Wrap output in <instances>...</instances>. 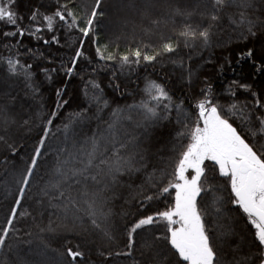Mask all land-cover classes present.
<instances>
[{
  "label": "snow or ice",
  "instance_id": "obj_1",
  "mask_svg": "<svg viewBox=\"0 0 264 264\" xmlns=\"http://www.w3.org/2000/svg\"><path fill=\"white\" fill-rule=\"evenodd\" d=\"M15 5L16 0H0V146L14 158L21 147L14 128L30 132L35 126L42 135L30 162L12 173L18 195L6 224L0 226V248L10 236L19 239L18 224L28 217L37 235L60 229L67 235L58 237L61 248L50 247L46 238L34 248L29 241L27 250L17 246L11 264H85L81 240L73 248L69 237L86 234L96 238L92 244L99 264H114L115 259L124 264H264V87H253L264 77V0H116L122 29L133 38L137 34L149 38L126 54L119 52L118 44L112 50L111 41L101 44L96 35L100 18L106 15L104 0L90 5L82 0H47L31 10L27 23ZM176 17L182 18V26L174 36L165 35L162 26ZM73 33L81 38L73 39ZM157 34L158 43H152ZM25 36L48 49L53 45L69 49L68 59L53 66V57L25 44ZM224 36L226 40L219 39ZM214 37L217 46L230 50L223 57L229 67L233 59L238 66L249 65L247 76L253 83L242 75L217 92L205 77L195 90L191 64L185 67L183 57H173L181 45L207 50ZM85 38L92 40L94 54H86ZM257 39L259 58L257 48L247 46ZM165 58L186 72L193 89L190 107L185 108V100L177 102L163 83L147 77L140 99L121 104L120 98L132 95L120 80L125 70ZM223 68L221 64L220 71ZM60 72L69 78L78 73L90 77L84 81L86 106L69 113L53 131L59 110L68 103L61 102L63 89L58 88L46 120L39 125L31 117L18 120L14 109L18 103L24 109L21 93L39 101L44 83ZM100 73L107 75L106 85L95 78ZM221 97L228 102L222 104ZM49 139L57 142L48 145ZM162 142L171 145L167 157L162 150L152 151ZM45 153L51 161L32 198L33 215L22 201ZM5 193V198L13 195L7 185ZM119 200L135 206V212L122 206L121 219L132 217L125 224L122 246L113 223L117 215L113 206ZM228 204L235 216L223 223ZM45 214L48 224L36 223ZM240 224L243 228L237 232ZM25 234L33 235L30 229ZM229 254L231 258L224 259Z\"/></svg>",
  "mask_w": 264,
  "mask_h": 264
},
{
  "label": "trees",
  "instance_id": "obj_2",
  "mask_svg": "<svg viewBox=\"0 0 264 264\" xmlns=\"http://www.w3.org/2000/svg\"><path fill=\"white\" fill-rule=\"evenodd\" d=\"M47 3V0H16L15 10L21 15L25 17V23H27V16L30 15L31 10H33L35 7L39 6L41 3ZM54 2V0H53ZM82 3L90 5L93 3V0H82ZM116 0H104V11L106 15L99 20V25L97 28L96 35L99 37L100 43H108L112 42L111 47L112 50L116 49L117 44L119 45V52L121 54H126L129 51L130 47H135L136 43L139 42L141 39L144 40V42H149L148 37H143L140 34H137L135 38L131 35L129 30L122 29L120 25V19L119 17L122 15L120 12L117 11L115 7ZM41 11H44L43 8H41ZM182 18L176 17L174 22L170 20L168 22V25L162 26L161 31L168 36H174L175 32L180 29L182 26ZM3 25H0L2 27ZM81 38L79 33H73V39ZM85 52L87 53H93L95 51V48L92 46V40L90 38H85ZM218 38L214 37L213 40V46L207 50L201 51L199 48L196 50H190L187 48H184L183 45H181V48L179 50V53L177 57L173 58H179L183 57L185 67L191 64V67L193 68L194 72L196 73V76L194 77V85L196 91L199 90V87L201 86V81L205 77H207L210 82L214 85V88L217 92H220L223 87H225L232 79H240L243 75L244 78L249 83H253L250 77L247 76V73L251 71L248 64H244L243 66H238L235 64V60L233 59V66L229 67L228 64L224 61L223 57L226 55H229L230 50H225L223 47L217 46L216 40ZM219 39L226 40L227 37H219ZM159 41V34L156 36L151 37L152 43H158ZM63 42V37H62ZM24 43L28 44L32 47H39L40 51L45 52L46 54H49L54 59V65L58 66L60 63L61 58L64 60L68 59V51L67 48H61L57 49V46L53 45L51 49H48L47 47L42 45V42L38 44L36 41L32 40L31 38L25 36L24 37ZM260 44L261 40L257 39L254 41L248 42V47L255 46L257 48V57L259 58L260 55ZM79 46L78 44L76 45ZM235 45H233V48ZM243 47V45H241ZM6 54V53H5ZM189 56L192 57L191 61H189ZM211 59V63H206L205 61L208 59ZM224 64L223 71H220V65ZM91 71V69H89ZM84 76V79H81V76ZM107 75H110V70L107 73ZM107 75L105 73H100L95 78L98 80H101L102 84H107ZM186 72H184L179 67L173 65L171 61L167 58L162 59L158 61L157 63L150 65V66H132V71L129 72L128 70H125V73L123 76L120 77V80L124 81L127 85V91L132 93V95H126L123 98H120V103H132L134 100L140 99V89L144 87L145 78H150L151 80L158 81L160 83H163L171 95L174 97V99L179 102L180 100H185V108H189L192 102V88L189 87L186 81ZM90 77L87 74L78 73L76 75H73L72 77L66 76L63 72H60L59 74L54 76V79L51 83L45 82L43 85V88L41 90L42 95L39 98V101L33 100L31 98L23 97V94L21 93L22 100L21 103L24 104V109H20V103L16 105V108L14 109V114L17 115V119L19 120L21 117L23 118H29L31 117L36 125H39L41 120H46L48 116L51 113V110L55 107L56 103V96L55 92L56 90L63 89V95L62 100L68 101V103L59 110L58 117L54 121L52 128L53 131L56 130V126L60 125L62 121L65 120V118L68 116L69 113L79 111L80 107L86 106L85 99H84V81L89 79ZM42 79V78H41ZM254 89H260L264 87V77H259L254 83H253ZM19 90V89H17ZM109 98L111 97V92L108 90ZM243 97H241L242 99ZM220 102L222 104H226L228 101L221 97ZM43 105V107H41ZM39 113V116L37 115ZM173 120H175L176 113H172ZM194 119V117H193ZM235 124L239 125L240 121L235 120ZM93 123V127H94ZM174 123L172 125H169V127H174ZM15 133V139L18 143V145H21L19 148V155L16 157H10L9 153L4 150L2 146H0V226H3L6 224V217L9 214V210L11 205L14 203V196L18 195V192L16 191L17 185L14 183L13 175L12 173L18 172L20 169H22L25 166V161H29V158L32 154H34V148L36 146V143L38 141L39 135H42V132L39 131L37 127H33L32 130L29 132L26 128H14L13 129ZM158 131V130H157ZM155 134V133H154ZM56 139H49L47 142L48 145H54L56 143ZM171 147L170 144L166 142H162L159 144H155L152 148L153 152H156L157 150H162L161 154L165 157L169 155V148ZM5 156H9V162L7 164H4V158ZM23 158V159H22ZM51 161V157L45 153V155H42L39 158V167L36 169V174L33 177L32 180V187L28 191L24 201H22V204L24 207L31 206V209L33 210V215H35V201L32 199L36 196L38 192V186L40 183H42V178L46 179L45 173L48 168V165ZM5 185L9 187V189L12 191L13 195L7 196L5 198ZM126 209L129 212H135V206L134 204L125 205L123 200L117 201L113 206V211L117 213L116 216L113 218V223L115 225L116 229V237H117V244H120L122 246L123 241L125 240V224L132 219L131 216L125 219H121L120 213L123 210ZM162 207V206H161ZM231 208V205H225V212L223 213V223H228V217H234L235 213L229 212L228 209ZM51 219L55 222L56 217L52 216ZM49 221V216L47 214L44 215V217L41 218L37 217L36 223H40L42 225H47ZM58 223V222H57ZM18 227L21 229V231L17 234L19 236V239H13L10 238L7 240L6 246L3 248H0V264H11L12 260H15V249L17 246L21 250H27L29 247V241L31 242V246L34 248L37 244H39L41 239L46 238L47 242L50 244V247L52 248H61L62 241L58 238L64 235H67V233L60 229L56 234L52 233H43L39 234L38 229L36 228L33 220L31 217H28L25 220H22L19 222ZM236 227V231L239 232L243 228V224H240ZM31 230L33 235L28 236L25 234L26 230ZM246 235V233H245ZM69 239H71L72 246L75 248V244L77 240H81L82 249L85 253L84 261L85 264H99L100 257H98L95 253V246L92 244V240L96 239L94 236L91 235H85L82 237H73L70 236ZM240 238L237 237V240ZM12 245L14 251L9 252L8 246ZM139 246V244H138ZM115 247V245L113 246ZM63 250V249H62ZM227 251V250H226ZM51 255H55L54 253ZM230 254L224 259H230ZM71 259V258H68ZM80 258H77V261H79ZM114 264H124V261L122 259H115Z\"/></svg>",
  "mask_w": 264,
  "mask_h": 264
}]
</instances>
